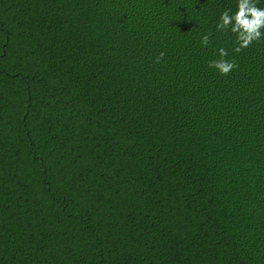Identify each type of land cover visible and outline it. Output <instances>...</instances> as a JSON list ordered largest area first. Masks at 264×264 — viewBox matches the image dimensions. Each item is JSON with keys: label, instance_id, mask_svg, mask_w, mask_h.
<instances>
[{"label": "trees", "instance_id": "obj_1", "mask_svg": "<svg viewBox=\"0 0 264 264\" xmlns=\"http://www.w3.org/2000/svg\"><path fill=\"white\" fill-rule=\"evenodd\" d=\"M236 6L0 0V264H264V38L233 52Z\"/></svg>", "mask_w": 264, "mask_h": 264}, {"label": "clouds", "instance_id": "obj_2", "mask_svg": "<svg viewBox=\"0 0 264 264\" xmlns=\"http://www.w3.org/2000/svg\"><path fill=\"white\" fill-rule=\"evenodd\" d=\"M219 31H230L236 37L233 52L240 53L250 47L254 42L264 38V7L258 6V0H237L236 11L224 10L216 25ZM210 35L201 37V45L208 46ZM165 53L162 51L156 57V62L163 60ZM219 59L209 61V67L216 69L221 75H228L238 67L234 59L229 60L228 51L224 47L218 49Z\"/></svg>", "mask_w": 264, "mask_h": 264}]
</instances>
